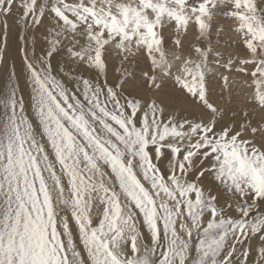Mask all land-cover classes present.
<instances>
[{
    "label": "snow or ice",
    "instance_id": "6c2138e0",
    "mask_svg": "<svg viewBox=\"0 0 264 264\" xmlns=\"http://www.w3.org/2000/svg\"><path fill=\"white\" fill-rule=\"evenodd\" d=\"M13 26L0 264H264V0H0V60Z\"/></svg>",
    "mask_w": 264,
    "mask_h": 264
},
{
    "label": "rangeland",
    "instance_id": "374dc122",
    "mask_svg": "<svg viewBox=\"0 0 264 264\" xmlns=\"http://www.w3.org/2000/svg\"><path fill=\"white\" fill-rule=\"evenodd\" d=\"M9 23H11V21H9ZM221 44L223 47L227 49L228 47L227 36L221 38ZM13 61H15L17 65H19L20 61L17 54V35H16L15 26H13L11 32L9 33L8 50L6 53H3V59L0 60V81H3V79L6 78L7 72L10 70V65ZM216 91H217V102L227 103V101L222 100L219 95L220 93L219 86L216 87ZM177 103H179V101H177Z\"/></svg>",
    "mask_w": 264,
    "mask_h": 264
}]
</instances>
